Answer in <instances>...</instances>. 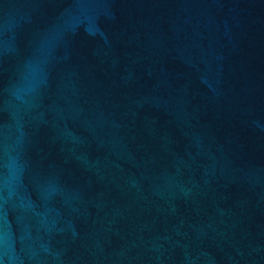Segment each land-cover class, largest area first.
Masks as SVG:
<instances>
[{
	"label": "water",
	"instance_id": "water-1",
	"mask_svg": "<svg viewBox=\"0 0 264 264\" xmlns=\"http://www.w3.org/2000/svg\"><path fill=\"white\" fill-rule=\"evenodd\" d=\"M0 264H264V0H0Z\"/></svg>",
	"mask_w": 264,
	"mask_h": 264
}]
</instances>
